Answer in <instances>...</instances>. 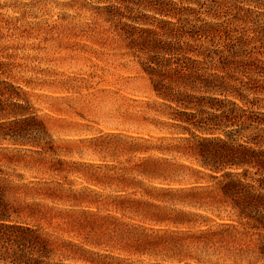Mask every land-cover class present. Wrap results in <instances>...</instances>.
Instances as JSON below:
<instances>
[{
    "label": "rangeland",
    "instance_id": "rangeland-1",
    "mask_svg": "<svg viewBox=\"0 0 264 264\" xmlns=\"http://www.w3.org/2000/svg\"><path fill=\"white\" fill-rule=\"evenodd\" d=\"M261 1L240 6L264 11ZM113 4L0 0V177L22 186L18 198L39 212L19 222L51 242L49 264H227L188 242L191 249L180 254L149 245L151 231L195 233L207 226L155 223L143 203L213 216L146 195L166 182L140 175L135 165L150 158L191 166L171 151L177 141H161L190 135L154 97L142 59L130 48L132 28H149L159 17L139 8L132 14L138 23H117L105 8ZM259 104L251 109L256 114L264 113ZM123 169L124 183L111 179ZM192 179L176 177L183 184L173 187ZM115 199L141 206L129 209Z\"/></svg>",
    "mask_w": 264,
    "mask_h": 264
},
{
    "label": "trees",
    "instance_id": "trees-1",
    "mask_svg": "<svg viewBox=\"0 0 264 264\" xmlns=\"http://www.w3.org/2000/svg\"><path fill=\"white\" fill-rule=\"evenodd\" d=\"M114 1L105 8L117 23L122 18L138 23L141 18L132 14L139 8L159 17L149 28H132L130 48L142 59L154 97L172 111L181 134L190 135L161 141H177L171 151L191 159V166L150 158L135 165L140 175L166 182L146 195L213 216L143 203L151 210L146 218L155 223L184 226L200 220L207 226L195 233L151 231L150 247L168 246L180 254L191 249L184 245L188 242L217 262L264 264V113L251 110L264 101L259 98L264 97V11L240 6L263 2ZM250 129L257 131L240 142ZM124 171L111 179L124 183ZM182 175L193 179L173 187L183 184L175 180ZM22 188L0 177V264H49L51 242L19 222L39 213L18 198ZM115 200L129 209L141 206L131 199Z\"/></svg>",
    "mask_w": 264,
    "mask_h": 264
}]
</instances>
